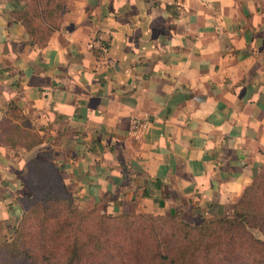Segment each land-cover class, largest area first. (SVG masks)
<instances>
[{
	"label": "crops",
	"instance_id": "1",
	"mask_svg": "<svg viewBox=\"0 0 264 264\" xmlns=\"http://www.w3.org/2000/svg\"><path fill=\"white\" fill-rule=\"evenodd\" d=\"M33 157L114 215L228 214L264 165V0H68L33 34L0 0V214Z\"/></svg>",
	"mask_w": 264,
	"mask_h": 264
},
{
	"label": "rangeland",
	"instance_id": "2",
	"mask_svg": "<svg viewBox=\"0 0 264 264\" xmlns=\"http://www.w3.org/2000/svg\"><path fill=\"white\" fill-rule=\"evenodd\" d=\"M3 1L10 6L13 17L28 19L32 27L48 32L64 17L68 0ZM6 127L9 130L6 139L4 136L5 144L18 143L20 138L14 135V129ZM30 159L15 185L10 186L9 200L1 207L0 264H159L149 259L155 237L150 228L153 226L159 232L170 229L168 224L148 219L144 216L148 214L140 212L136 205L114 215L105 211L103 202L90 204L77 199L56 167L45 162L49 167L40 173ZM258 185L257 194L247 203L262 219L264 181L260 179ZM234 205L224 218L234 217ZM170 231L175 237L168 238L166 243L172 249L180 237L177 238L178 231ZM249 232L264 242L260 230ZM17 240L19 254L10 258L8 250L15 249L13 243ZM252 252L235 233L217 232L195 253L192 264H262L258 254L251 255Z\"/></svg>",
	"mask_w": 264,
	"mask_h": 264
},
{
	"label": "trees",
	"instance_id": "3",
	"mask_svg": "<svg viewBox=\"0 0 264 264\" xmlns=\"http://www.w3.org/2000/svg\"><path fill=\"white\" fill-rule=\"evenodd\" d=\"M16 19L22 22L26 31L30 34L39 30V28L32 27L28 19H23L22 17H16ZM13 117L18 118L16 113L13 114ZM6 126L3 128V131L5 130L6 133L4 134V136L6 135L5 139L7 138V131L9 130ZM11 127L14 129V135L21 138L18 132L19 127L17 125H9V128ZM23 138L22 142L27 148H31L35 145V141L30 135H26ZM30 162L39 169L40 173H44L49 167L44 161L38 158L33 157L30 159ZM261 171L262 175L259 174ZM57 174L60 176L58 169ZM260 179H262V182L264 181V165L254 172L252 183L244 190L239 202L234 205L235 214L232 219L224 218L223 216L213 218L207 223L203 220L190 223L178 216L144 215L150 220L159 221L161 224L165 225L168 224L170 229L172 228V230L179 232L177 238L180 237V240L175 241L173 248L169 249L166 242L168 238H174L175 234L172 233L170 229H159V232H157V229L152 226L150 232L155 237L154 245L149 252V259L152 261H158L159 264H192L193 256L202 248V245L206 240L212 238L217 232H223L225 234L233 232V234H236L242 245L253 250L251 255H254V253L258 254V258L261 259L262 264H264V242L255 239L249 232V229H258L264 234V218L262 217L261 219L259 216L255 215L253 208L247 203V199L253 198L257 194L259 188L258 182ZM19 238H21V236L17 237L20 241ZM18 240L13 243L15 249H13V251L8 250L10 258L14 257L15 254H19Z\"/></svg>",
	"mask_w": 264,
	"mask_h": 264
},
{
	"label": "built area",
	"instance_id": "4",
	"mask_svg": "<svg viewBox=\"0 0 264 264\" xmlns=\"http://www.w3.org/2000/svg\"><path fill=\"white\" fill-rule=\"evenodd\" d=\"M148 126L146 118H134L131 121L130 132L133 136H141L148 130Z\"/></svg>",
	"mask_w": 264,
	"mask_h": 264
}]
</instances>
